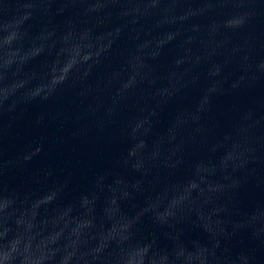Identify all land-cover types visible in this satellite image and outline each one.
I'll return each mask as SVG.
<instances>
[{
	"label": "clouds",
	"instance_id": "1",
	"mask_svg": "<svg viewBox=\"0 0 264 264\" xmlns=\"http://www.w3.org/2000/svg\"><path fill=\"white\" fill-rule=\"evenodd\" d=\"M62 14L57 28L52 17ZM37 17L44 23L32 33ZM113 19L114 30L98 31ZM41 56L49 59L30 68ZM257 87L264 0H0V117L71 88L69 106L36 123L71 119L74 138L115 130L125 144L67 203V182L36 196L0 179V264H264L242 239L264 248V199H240L264 189V96L222 113L214 103ZM14 163L0 160V177ZM136 193L140 213L121 215Z\"/></svg>",
	"mask_w": 264,
	"mask_h": 264
},
{
	"label": "water",
	"instance_id": "2",
	"mask_svg": "<svg viewBox=\"0 0 264 264\" xmlns=\"http://www.w3.org/2000/svg\"><path fill=\"white\" fill-rule=\"evenodd\" d=\"M66 14L52 17V24L62 28ZM44 21L39 17L29 22V30L36 33ZM118 26L116 20H106L98 26V31L105 33ZM115 39V37H113ZM124 46L122 39L117 40L115 48L118 49L110 63L119 59V50ZM47 56H41L33 61L30 68L38 69L47 62ZM106 70L102 66L98 72ZM264 96V88H253L237 97L219 95L215 99L217 113H222L232 104L249 105L258 103ZM73 99V90L67 89L56 99L47 102H33L27 106H19L15 112L0 117V160L13 161L14 165L0 177L4 185L10 189H22L33 192L36 196H43L59 188L58 183L67 182V189L62 194L60 203L71 201L79 193L87 190L94 177L114 167L116 157L125 149L124 142L118 137L115 130L105 132L92 131L87 136L74 138L71 133L75 127L71 119L64 124H37L36 118L41 113L51 112L58 108H67ZM195 95L183 98L181 103H192ZM72 109L75 105H71ZM176 105H170L161 113L158 130H163L168 122L169 113ZM43 145L42 150L29 161L21 157L32 149ZM51 171V175H48ZM241 205L249 206L252 202L264 199V189L247 188L242 191ZM144 202L142 193L134 194V198L124 201L121 205V215L135 219L141 211ZM144 233L153 230V225L147 218L144 219ZM195 235L189 233V236ZM256 255L264 258V248H260L246 238H242ZM163 242V241H162Z\"/></svg>",
	"mask_w": 264,
	"mask_h": 264
}]
</instances>
